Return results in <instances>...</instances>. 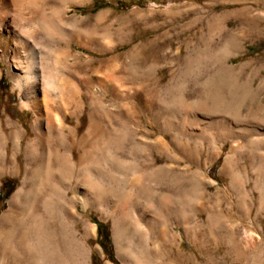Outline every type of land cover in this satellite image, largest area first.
Returning a JSON list of instances; mask_svg holds the SVG:
<instances>
[{
	"label": "bare ground",
	"instance_id": "bare-ground-1",
	"mask_svg": "<svg viewBox=\"0 0 264 264\" xmlns=\"http://www.w3.org/2000/svg\"><path fill=\"white\" fill-rule=\"evenodd\" d=\"M85 2L0 0V60L13 80L12 92L18 98L14 104L8 98L0 101V178L11 174L19 179L0 215V264H91L86 238L95 232V227L82 218L77 201H91L93 186L105 197L97 203L109 204L111 209L118 253L124 262L134 263L136 257L123 250L121 244V221L127 220L125 209L120 201H111L107 188L130 190L133 203L144 185L156 183L161 185L154 192L159 205L168 199L177 201L170 183L180 184L181 177L168 168L156 167L150 158L137 157L140 144L149 149L154 145L138 137L139 117L146 115L144 108L150 109L137 77L132 74L125 86L117 63L121 54L114 55L116 61L108 67L106 61L93 60L88 51L72 49L77 45L100 52V43L106 40L87 31V17L68 14L72 6ZM263 32L259 25L248 31L225 28L218 32L219 40L226 44L229 37L236 38L233 51L227 48V54L226 48L218 46L217 57L220 52L223 57L221 62L216 61L218 71L227 74L229 80L237 76L236 70L243 75L242 67L250 62H230L238 55L237 43ZM207 45L211 54L215 42L210 40ZM118 46L115 42L112 50ZM206 81L215 83L217 75H208ZM215 99L204 103L200 100V104L212 102L211 105ZM14 110L26 113L28 118L20 120L12 115ZM223 124L224 138L229 137L233 144L221 173L228 174L232 179L228 188L235 189L236 172L241 170L249 191L232 199L225 191L217 190L206 198L231 205L248 203L246 253L250 264H257L263 255V242L257 233L262 225L257 215L259 209L264 210V123L256 120L250 128L239 127L233 120H224ZM120 172L126 175L123 179L115 175ZM127 174H134V179ZM154 219L146 210L139 213V220L148 228L142 236L162 233L165 221L157 222L156 228ZM125 222L127 227L128 220ZM138 238V245L143 244Z\"/></svg>",
	"mask_w": 264,
	"mask_h": 264
},
{
	"label": "rangeland",
	"instance_id": "rangeland-1",
	"mask_svg": "<svg viewBox=\"0 0 264 264\" xmlns=\"http://www.w3.org/2000/svg\"><path fill=\"white\" fill-rule=\"evenodd\" d=\"M68 14L87 17V31L106 39V43H100V52L72 45L74 51H88L93 60L106 61L108 67L116 61L114 55L121 54L117 63L125 77V86L132 74L140 82L150 110L144 108L146 115L139 117L138 137L154 145L149 149L140 144L137 157L150 158L156 167L168 168L181 177L180 184L170 183L177 201L168 199L162 206L154 195L161 187L156 183L144 185L133 203L129 199L130 190L107 188L111 201H120L125 209L128 224L126 227L127 220L121 221L124 227L121 244L123 250L136 257L134 263L124 262L118 253L109 204L97 203L98 199H105L102 192L93 186L91 201H77L82 218L95 227V232L86 238L90 263L250 264L246 253L249 239L244 233L249 222L248 203L231 205L210 202L206 197L222 190L236 199L249 191L241 170L236 172L235 189L228 188L232 179L221 173L233 144L229 137L224 138L223 122L233 120L243 128H250L256 120L264 123V32L236 42L238 55L230 62L234 65L250 62L242 67L241 76L240 70H236L237 76L229 80L227 74L219 72L216 61L221 62L223 57L222 52L218 57L216 52L219 48H226L225 54L227 48L233 51L234 35L227 44L219 40L218 32L225 28L235 31H248L257 25L264 28V0H86L72 6ZM210 40L215 42L211 54L207 50ZM115 42L119 46L113 51ZM103 45L106 48L102 49ZM0 68L3 72L0 101L8 98L10 103H17L18 98L12 92L13 80L1 60ZM208 75H217V81L204 82ZM213 98L216 99L211 105L212 102L200 104V100ZM12 115L22 121L28 118L20 110L12 111ZM115 175L121 179L126 176L122 172ZM127 177L133 180L135 176L127 174ZM18 183V177L11 174L0 178V215ZM142 210L155 217L156 228L157 222L165 221L160 235L156 231L154 237L142 236L148 229L139 220ZM257 216L262 225L257 233L263 242L264 255V210L259 209ZM139 236L141 245H138ZM263 255L257 264H264Z\"/></svg>",
	"mask_w": 264,
	"mask_h": 264
}]
</instances>
